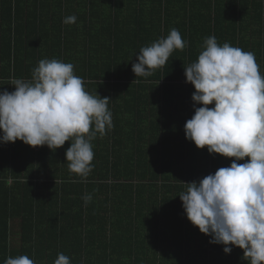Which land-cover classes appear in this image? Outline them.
Segmentation results:
<instances>
[{
	"label": "trees",
	"instance_id": "1",
	"mask_svg": "<svg viewBox=\"0 0 264 264\" xmlns=\"http://www.w3.org/2000/svg\"><path fill=\"white\" fill-rule=\"evenodd\" d=\"M76 1L0 0V92L14 91L12 79L31 80L41 59L55 58L74 65L90 94L110 98L113 123L92 142L93 171L82 182L68 171L70 142L55 151L0 143V264L19 255L54 264L59 253L71 264H247L241 249L230 246L225 254L223 245L210 243L188 221L178 196L183 183L232 163L186 139L195 89L184 67L198 58L200 52L190 53L195 41L214 35L220 45L253 52L264 75V0H104L111 15L94 17L90 7L66 25ZM176 13L187 46L153 75L135 77V55L169 34ZM193 20L200 25L188 23ZM80 35L89 50L78 47ZM174 97L190 98L177 106ZM153 104L161 105L146 114ZM132 105H144L145 114ZM85 194L92 195L87 206Z\"/></svg>",
	"mask_w": 264,
	"mask_h": 264
},
{
	"label": "clouds",
	"instance_id": "2",
	"mask_svg": "<svg viewBox=\"0 0 264 264\" xmlns=\"http://www.w3.org/2000/svg\"><path fill=\"white\" fill-rule=\"evenodd\" d=\"M76 21L69 15L63 23ZM186 46L172 28L140 49L132 72L149 77ZM201 49L197 60L184 67L186 83L195 89L194 115L184 125L185 137L209 154L232 158V163L198 183H183L185 190L178 196L188 221L210 236V243L223 245L225 254L230 246L241 249L247 264H264V75L253 52L228 42L220 45L214 35L204 39ZM10 85L14 91L0 92V143L19 140L55 151L70 142L68 171L86 180L93 171L92 142L113 127L110 98L90 94L74 74V65L55 58L41 59L31 80L12 79ZM82 199L87 206L92 195ZM4 264L35 262L19 255L7 257ZM54 264L71 261L59 253Z\"/></svg>",
	"mask_w": 264,
	"mask_h": 264
},
{
	"label": "crops",
	"instance_id": "3",
	"mask_svg": "<svg viewBox=\"0 0 264 264\" xmlns=\"http://www.w3.org/2000/svg\"><path fill=\"white\" fill-rule=\"evenodd\" d=\"M104 2V0H77L76 1V4L75 3H71L72 4V7H73V9H75V11H74V15L76 14V12L77 11H79V10H82V11H86V10H89V8L90 7H92V10H93V12H94V17H96V16H99V15H101V14H108V15H111L112 14V7H111V5H106V4H104L103 3ZM182 9H185V6H184V8L183 7H181ZM181 8H177V10H179V9H181ZM177 10H176V12H177ZM175 14V13H174ZM173 14V15H174ZM178 15H179V13H176V16L171 20V22H170V24H171V28H170V30L172 29V28H177L178 27V24L179 23H181V22H183V20H181L180 22L179 21H177V19H178ZM188 16V14L186 13L185 14V16ZM149 17H151V16H149ZM200 17H201V15H200ZM65 18V17H64ZM78 19V18H77ZM189 20V19H188ZM188 23H190V24H192L193 26H195V27H197V26H199L200 24L199 23H197L196 21H188ZM181 26H182V24H180ZM78 27L79 28H83L84 27V23L83 22H81L79 25H78ZM190 28V27H189ZM167 29H168V25H167ZM166 29V31H168ZM82 30V29H81ZM170 32V31H169ZM157 35V33H155L154 35H152V37H154V36H156ZM81 36V38L84 36V35H80ZM187 37L189 36V35H186ZM84 42L82 43V44H80L78 47H80V46H82V48L83 49H87V50H89V48H91L86 42H85V39H84V37H83V39H82ZM79 41H81V40H79ZM196 42V43H195ZM195 42H191V40H189V45H193L194 43L196 44V47L198 48L200 45H202V44H200V43H197L198 41H195ZM60 45H62V47L64 48V45L61 43ZM70 44H68V46H69ZM196 48V50L194 49V48H192L191 49V51H190V53H199L200 52V50L199 49H197ZM67 50V49H66ZM73 51V50H72ZM69 52V51H68ZM186 62L188 63V65L190 64V63H192V60L191 59H187L186 60ZM187 98H190V97H174V99H176V102H175V104L178 106V104H177V102L178 103H180L183 99H187ZM185 100H184V102H185ZM160 105L161 104H153V105H151L149 108H148V110H146L145 111V113L146 114H149L150 112H149V110H151L152 112H155L157 109H159L160 108ZM130 109H132V111L133 112H140V113H144V110H145V107H144V105L143 106H131L130 107ZM172 111H175L176 109H175V106H173L172 108ZM144 113V114H145ZM128 129L129 130H131L132 128H129V127H127V126H125L124 127V131L126 132V131H128ZM143 159H145V158H143ZM178 234V233H177Z\"/></svg>",
	"mask_w": 264,
	"mask_h": 264
}]
</instances>
